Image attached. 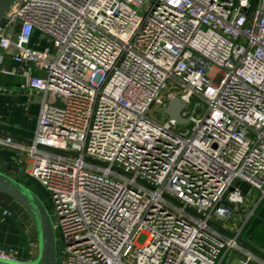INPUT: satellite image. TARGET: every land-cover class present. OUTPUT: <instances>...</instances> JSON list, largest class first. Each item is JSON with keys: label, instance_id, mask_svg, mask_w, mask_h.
I'll use <instances>...</instances> for the list:
<instances>
[{"label": "built area", "instance_id": "2783aa9c", "mask_svg": "<svg viewBox=\"0 0 264 264\" xmlns=\"http://www.w3.org/2000/svg\"><path fill=\"white\" fill-rule=\"evenodd\" d=\"M4 15L15 67L0 71L38 112L29 142L0 146L49 192L57 264H264L227 228L264 195V0H17ZM175 97L187 122L150 116Z\"/></svg>", "mask_w": 264, "mask_h": 264}, {"label": "crops", "instance_id": "0c3cea01", "mask_svg": "<svg viewBox=\"0 0 264 264\" xmlns=\"http://www.w3.org/2000/svg\"><path fill=\"white\" fill-rule=\"evenodd\" d=\"M33 37V44H36ZM14 68L15 63L8 56L2 58L1 67ZM25 78L19 75H6L0 71V135L13 136L28 142L36 126L38 107L25 88ZM0 170L15 176L26 184L31 177L26 165L18 164L15 154L0 146ZM255 192V193H254ZM245 196L238 214L241 219L236 229L241 234L240 243L251 249L264 260V195L254 191ZM8 209L10 214H3ZM257 235V237H256ZM253 246L252 249L249 245ZM0 245L16 251L17 259L27 262L37 256L38 237L34 221L21 203L0 193ZM259 254L263 255L260 256ZM241 253L228 251L221 264H240ZM250 264H260L257 260Z\"/></svg>", "mask_w": 264, "mask_h": 264}, {"label": "water", "instance_id": "95a60500", "mask_svg": "<svg viewBox=\"0 0 264 264\" xmlns=\"http://www.w3.org/2000/svg\"><path fill=\"white\" fill-rule=\"evenodd\" d=\"M16 1L0 0V20L4 18L5 12ZM183 105L184 102L179 97H175L162 105V112L173 117L177 123L184 124L187 119L182 118L179 113ZM0 193L22 204L34 221L38 237L37 256L32 260L24 262L21 260L8 261L0 258V264H57V237H55L54 223L40 197L31 188L2 170H0ZM249 246L258 251L253 246ZM260 253L264 255L263 252Z\"/></svg>", "mask_w": 264, "mask_h": 264}, {"label": "rangeland", "instance_id": "374dc122", "mask_svg": "<svg viewBox=\"0 0 264 264\" xmlns=\"http://www.w3.org/2000/svg\"><path fill=\"white\" fill-rule=\"evenodd\" d=\"M45 44V42L44 43H42L40 46H43ZM170 88V87H169ZM165 92V91H164ZM196 101H194L192 104H190V105H188L187 107H186V109L187 110H189V111H191L192 109H193V106H194V103H195ZM154 111H158L157 113H153ZM202 112H203V107L200 105L198 108H197V110H196V115L197 116H199L200 114H202ZM149 114H150V116H152V117H156V118H159L161 121H164V120H166L167 118H168V114H165V113H163V112H161L160 110H159V108L158 107H156V106H154V105H152L151 106V108H150V110H149ZM187 127L189 126V123L188 124H185ZM182 128H184V127H182ZM27 182H26V184L25 183H23V184H25L26 186H28L29 188H31L39 197H40V199H41V201L45 204V206H46V208H47V210L49 211V213H50V216H51V219L53 220V221H55L56 219H55V215H54V213H53V204H52V202L50 201V196H49V192H47L43 187H42V185H40L35 179H33V178H30V179H27L26 180ZM255 193V192H254ZM242 205L243 204H241V207H242ZM234 216H233V218L228 222V225H227V228L228 227H231L232 229L234 228H236L237 227V225L239 224V221H240V219H241V217H240V215L238 214V212L237 213H235V214H233ZM59 247H61V244H60V242H58V248ZM260 256H263V255H261V254H259ZM264 257V256H263Z\"/></svg>", "mask_w": 264, "mask_h": 264}, {"label": "trees", "instance_id": "16d2710c", "mask_svg": "<svg viewBox=\"0 0 264 264\" xmlns=\"http://www.w3.org/2000/svg\"><path fill=\"white\" fill-rule=\"evenodd\" d=\"M17 179V178H16ZM18 180V179H17ZM21 182V181H20ZM256 237H257V235H256Z\"/></svg>", "mask_w": 264, "mask_h": 264}]
</instances>
